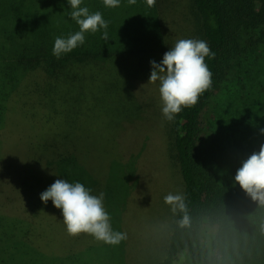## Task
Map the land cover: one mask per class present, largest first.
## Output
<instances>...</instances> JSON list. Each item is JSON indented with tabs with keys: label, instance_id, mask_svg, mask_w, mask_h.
<instances>
[{
	"label": "trees",
	"instance_id": "1",
	"mask_svg": "<svg viewBox=\"0 0 264 264\" xmlns=\"http://www.w3.org/2000/svg\"><path fill=\"white\" fill-rule=\"evenodd\" d=\"M81 6L102 14L108 22V40L101 39L100 31L86 32L83 45L56 58L51 51L54 38L78 30L67 17L66 0H0V132L14 140L20 127L27 144L31 142L26 152L34 151L37 161L33 168L25 165L27 174L20 164L18 188L25 210L0 212V248L16 249L32 264H71L76 258L87 264L101 253L96 248L106 246L108 258L114 252L102 241L56 251L46 225L52 227L58 219L55 210H60L50 200L42 203L38 194L57 178L80 182L93 195L104 193L107 210L106 183L114 179L118 185L114 168L111 172L108 165L106 178L94 177L75 151L78 136L90 129L92 120L110 118L118 126L140 120L142 106L134 82L148 79L149 61L159 62L164 53L157 33L158 12L148 0H120L114 8L105 7L103 0H82ZM191 8L198 20L197 39L205 40L215 53L204 61L212 83L195 105L182 107L172 119L171 144L184 208L175 211L165 253L157 264H264V204L253 201L233 181L241 161L261 145L252 140L264 136L260 131L264 118L258 125L260 117H255L264 115V92L255 88L252 92L251 87L253 102L238 100L235 108L240 113L231 114L241 116L231 126L247 127L251 133L247 144L228 143L226 134L213 130L202 140L199 130L201 113L229 70L238 79L264 76V0H191ZM130 14L142 20L144 34L134 33L138 26ZM246 114L252 121L248 126L243 124ZM44 209L48 223L39 215ZM204 221L214 227L206 245L201 243Z\"/></svg>",
	"mask_w": 264,
	"mask_h": 264
},
{
	"label": "rangeland",
	"instance_id": "2",
	"mask_svg": "<svg viewBox=\"0 0 264 264\" xmlns=\"http://www.w3.org/2000/svg\"><path fill=\"white\" fill-rule=\"evenodd\" d=\"M153 6V12H158L160 32L157 33L161 35L159 45L163 46L161 49L163 52L174 46L179 39H197L198 20L191 8V0H154ZM124 18V23L128 25L130 20L126 16ZM131 19L138 26L134 33L136 34L138 30L137 34H144L146 26L143 30L140 26L142 20L138 16H131ZM242 39L248 40L246 37ZM236 76L234 70H229L225 74L220 90L201 113L199 130L202 140L207 139L213 130L226 134L228 143L232 140L238 144H247L251 133H248L247 127L244 130L243 126H231L241 119V116L232 118L231 114L234 113L236 117V113H240L235 108L238 100L239 104L241 99L253 102L250 95L251 87L252 92L254 88L261 93L264 92V76H256L254 79H238ZM134 87L136 98L142 106L140 120L123 123L120 126L115 124L116 121L111 122L110 118L92 120L90 129H85L77 139L79 145L75 151L79 154V160L94 177L102 179L105 175L106 178L108 165L111 172L114 168L113 176H116L118 185L116 186L114 179L109 184L106 183L109 190L106 211L112 228L126 233L127 237L118 245H112L114 252L109 258L104 255L103 249L106 246L96 248L101 253L92 260L88 259L87 264L89 260V264H157L165 253L169 232L175 221L176 210L163 202V196L168 192L181 194L183 190L171 144L172 120H165L161 114L158 82L143 79L135 81ZM246 117L247 119L243 120L244 126L252 122L248 114ZM255 117H260L256 120L260 125L259 122L263 120L264 115L255 114ZM228 124L230 126H227ZM253 124L249 127L253 128ZM261 127L264 129V124ZM241 131H244L242 137ZM27 132L29 133V126ZM14 133L12 140L0 132L4 142L0 144V212L9 214L25 210L24 199L18 188L22 172L20 164L24 166V174H27L25 165L30 169L37 164L35 152L32 150L26 152L31 142L27 144L21 128L18 127ZM46 141L50 143L49 138H46ZM254 141L264 144V136L261 134L257 139L253 137L252 142ZM246 150L247 153L251 152L248 147ZM117 158H121L120 161L111 162ZM31 174L35 176L37 172L32 170ZM26 209L29 212L28 205ZM55 211L58 219L52 223V227L46 225V229L49 235L54 236L56 251H64L67 247L80 245L82 242H101L87 233L78 239L68 235L61 221L60 212ZM39 215L44 216L48 223L46 209L41 210ZM213 233L214 227L204 221L201 224V243L206 245ZM8 249L0 248V257H6L4 260L0 259L3 264H32L25 256L18 254L16 249L10 252ZM82 255L85 260L83 252ZM52 262L61 264L59 261ZM70 263L79 264L80 259L70 260Z\"/></svg>",
	"mask_w": 264,
	"mask_h": 264
},
{
	"label": "clouds",
	"instance_id": "3",
	"mask_svg": "<svg viewBox=\"0 0 264 264\" xmlns=\"http://www.w3.org/2000/svg\"><path fill=\"white\" fill-rule=\"evenodd\" d=\"M105 7H118L120 0H103ZM149 4L154 0H148ZM67 17L78 25V30L67 36H56L52 55L59 58L85 42V33L100 31L101 39L107 42L108 22L99 11L89 12L81 6L82 0H66ZM215 53L202 39H179L174 46L163 53L159 62L150 60L148 82H158L161 100V114L171 121L182 107L197 103L199 96L212 83V73L204 62L205 57L213 58ZM264 133V129H260ZM51 174V173H50ZM53 175V174H52ZM55 176V175H54ZM233 181L253 201L264 204V144L242 160ZM42 203L49 200L60 210L61 221L70 236L87 233L96 240L109 245H118L126 239V233L114 230L108 212L103 206L104 193L91 194V190L80 182L55 179L39 194ZM163 202L173 210L184 208L180 193L168 192Z\"/></svg>",
	"mask_w": 264,
	"mask_h": 264
}]
</instances>
